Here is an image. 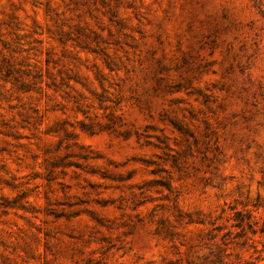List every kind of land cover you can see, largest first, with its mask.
<instances>
[{
  "label": "rangeland",
  "instance_id": "obj_1",
  "mask_svg": "<svg viewBox=\"0 0 264 264\" xmlns=\"http://www.w3.org/2000/svg\"><path fill=\"white\" fill-rule=\"evenodd\" d=\"M263 202L264 0H0V264H264Z\"/></svg>",
  "mask_w": 264,
  "mask_h": 264
},
{
  "label": "trees",
  "instance_id": "obj_2",
  "mask_svg": "<svg viewBox=\"0 0 264 264\" xmlns=\"http://www.w3.org/2000/svg\"><path fill=\"white\" fill-rule=\"evenodd\" d=\"M255 207L256 208H260L263 207L264 208V202L263 203H255ZM234 217L233 219L235 220V224L234 226L238 227L241 229V231H246V229H250L253 233H257L258 230L254 227V225L257 223L256 220H253V215L251 214L250 211H245V213L242 210H237L235 209L234 211ZM217 227L213 228V230H215ZM164 230V226H162V231ZM260 232L264 235V225L263 227L260 229ZM217 236L216 233H211L209 235V239L210 238H215ZM218 247L221 249L220 251H224L225 249L222 248L220 245H218ZM256 251H260L259 249H255ZM263 253L260 254L259 261H264V248H263ZM216 261L219 262V264H226L224 257L220 254L217 253L216 254Z\"/></svg>",
  "mask_w": 264,
  "mask_h": 264
}]
</instances>
